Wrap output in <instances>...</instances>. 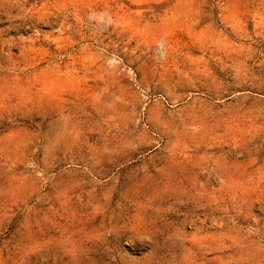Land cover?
I'll list each match as a JSON object with an SVG mask.
<instances>
[{
    "label": "rangeland",
    "instance_id": "1",
    "mask_svg": "<svg viewBox=\"0 0 264 264\" xmlns=\"http://www.w3.org/2000/svg\"><path fill=\"white\" fill-rule=\"evenodd\" d=\"M0 264H264V0H0Z\"/></svg>",
    "mask_w": 264,
    "mask_h": 264
},
{
    "label": "clouds",
    "instance_id": "2",
    "mask_svg": "<svg viewBox=\"0 0 264 264\" xmlns=\"http://www.w3.org/2000/svg\"><path fill=\"white\" fill-rule=\"evenodd\" d=\"M163 41L162 42H160V44H158V48H160V47H162L163 46Z\"/></svg>",
    "mask_w": 264,
    "mask_h": 264
}]
</instances>
